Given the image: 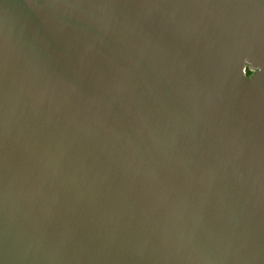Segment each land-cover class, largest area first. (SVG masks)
Masks as SVG:
<instances>
[{
    "label": "water",
    "instance_id": "95a60500",
    "mask_svg": "<svg viewBox=\"0 0 264 264\" xmlns=\"http://www.w3.org/2000/svg\"><path fill=\"white\" fill-rule=\"evenodd\" d=\"M0 264H264V0H0Z\"/></svg>",
    "mask_w": 264,
    "mask_h": 264
},
{
    "label": "flooded vegetation",
    "instance_id": "af4514ba",
    "mask_svg": "<svg viewBox=\"0 0 264 264\" xmlns=\"http://www.w3.org/2000/svg\"><path fill=\"white\" fill-rule=\"evenodd\" d=\"M252 74H253L252 72L249 73V75H252Z\"/></svg>",
    "mask_w": 264,
    "mask_h": 264
}]
</instances>
